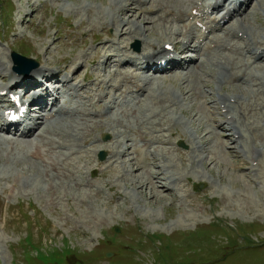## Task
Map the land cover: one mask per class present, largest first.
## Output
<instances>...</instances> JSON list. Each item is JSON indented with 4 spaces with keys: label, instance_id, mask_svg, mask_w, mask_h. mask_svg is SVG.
<instances>
[{
    "label": "bare ground",
    "instance_id": "1",
    "mask_svg": "<svg viewBox=\"0 0 264 264\" xmlns=\"http://www.w3.org/2000/svg\"><path fill=\"white\" fill-rule=\"evenodd\" d=\"M123 1L126 5L116 6L122 7L116 12L118 16L104 18L107 21L101 26L104 29L111 27L115 31L114 37L108 36L105 42H100L99 46L94 47L91 56L82 44L84 51L75 58L64 62L54 61L55 65H51L53 61L46 60L45 64L33 72L31 77L24 78L13 74L4 75L10 71L9 63L0 50V96L5 91L11 93L14 85L19 84L26 89L25 96L31 98V102L38 104L40 112H44L39 118H30L27 124L21 122L12 124L16 130L15 138L4 135L10 130V123L6 122L5 126H2L0 149L3 145L8 147L4 155L9 160L0 158V162L18 167L16 162L23 159V161H30L33 166H38L43 173L42 179L45 180L48 205L61 206V202L65 199L70 203L69 194L74 193L76 195L73 200L78 204L88 200L95 208H109L115 203L113 200L115 195H120L127 200L117 191L116 183L131 182L133 190L143 197L138 201L142 207L150 205L147 201H143L144 198H148L153 205L163 204L167 200L171 202V205L179 202L180 207H186L190 197L194 196L187 189L190 180L189 167L199 165L194 158L198 153L205 154L204 150L206 152L207 146L214 140L211 137L214 132L217 133V142L222 148L223 144L227 145L231 142L238 145L235 147L236 150L239 147L244 150L246 133L252 135L251 143L257 151L259 147L264 146V134L256 137L258 120H264V98H260L264 93L262 89L264 82H259L256 77H253L256 73H261L264 80V41L262 39L264 33L260 37V31L257 32L255 26L249 22L250 16L260 4L264 3V0L243 1L242 4L247 10L251 8L245 16H242L244 12L234 10V7L238 5L236 0ZM110 8L113 11L116 10ZM89 9L86 10L89 11ZM91 11L92 9L88 12L90 18L97 16ZM127 13L138 14L134 17L147 23L143 26L136 25V29L131 27L132 30L129 28L131 25H128L129 29L124 31L123 24L119 20ZM148 14L152 17H147ZM99 15L103 16V13ZM222 22L229 23L228 27L223 26ZM176 23L182 24V27L170 28ZM252 27L253 30L250 32ZM92 29L94 28L90 25V31ZM161 33L180 35L183 39L181 42H173L171 37L165 34L159 36ZM151 35H157V37L150 39ZM125 36L129 37L128 40L143 38L141 41L144 45V53L140 57L129 53L127 48L125 50L116 47L122 40H127ZM71 40L74 45V38L71 37ZM68 45L65 43L64 48ZM167 46H171L173 51H169ZM45 51H48V47ZM189 51L198 53L199 62L191 61L194 63V69L185 73L182 61L189 56L186 55ZM234 54H246L247 60L240 59ZM136 59L141 61L137 67H156L159 76L154 82L144 78L142 75L144 70L137 67L126 70L121 67L122 61L132 62ZM107 60L112 62L110 67L102 68ZM214 63L218 66L217 69L214 68L215 70ZM88 64L96 67V74L93 73L95 77L90 80L94 81V89L86 88L88 74L82 75L86 73ZM178 71H181L180 75ZM197 71L202 75H210L222 87L224 92L219 98L215 97L217 95L214 92L206 89L208 86ZM65 73H67L66 78L61 79L58 83L60 87L58 90L55 89L56 94L64 97L61 102L54 98V93L50 92L47 86L55 84L54 79L58 74ZM9 78L10 83H8ZM196 78L201 87L195 88ZM168 81L171 82L169 86L172 89L175 88L173 93L170 92V87L167 89L165 86ZM158 85H162V88L157 87ZM197 89L199 92L196 93ZM135 94L140 96L136 97ZM49 96L54 98L53 104L59 106V109L53 113L46 112ZM1 100L2 98L0 99V119L3 108ZM74 101L80 103L73 107ZM100 102L104 103L103 106H99ZM150 108L157 117L151 119L148 116L143 119L141 113ZM172 115L188 117L186 123L179 120L182 133L172 126L174 118ZM197 123L199 124L195 127ZM176 125L179 127L178 124ZM183 125L186 128H183ZM252 128L255 130L249 131ZM209 129L213 130L212 133H206ZM219 131H228L229 136L225 137ZM104 135H110L112 141L102 143L101 137ZM177 138L185 140L193 149L191 158L186 159L183 154L178 153L175 147ZM127 144L131 145L123 150V146ZM148 145L154 147L149 154L147 153ZM226 147L230 150V146ZM16 150H19V154L15 153L14 160L11 156ZM100 151H105L110 157L105 162L106 166L103 162L96 160V154ZM238 153L243 152L236 151L235 156L225 155L228 162L231 161L227 164V168H230L227 173L232 177L234 171H231V164L242 162ZM210 155L211 157L203 155L200 162L207 163L210 160L216 163L213 159L215 153L211 152ZM253 156L250 159L252 164L250 167L246 162H242L247 164L242 171L248 174L254 184H259V174L263 168L260 163H256L257 155ZM210 161L205 169L211 173L217 170L218 165L213 168ZM221 164L227 166L225 161ZM166 165L169 168H166ZM1 168L4 175L0 172V180L14 186H17V183L13 182L14 179L18 176L24 177L23 174H25L24 171H17L15 175L18 174V176L9 181V177L5 175V170L8 168L4 165ZM86 173L101 181L93 182L85 178ZM262 173L264 174V171ZM220 174L222 173H218L215 184L221 186L222 196L225 197L226 191L221 184L223 177L221 182L218 181ZM242 176L238 179L244 181ZM44 180H42L43 183ZM29 181L33 183L32 180ZM106 190L115 194L110 197ZM230 191L229 189L228 192ZM240 193L242 197V192ZM233 194L230 195L232 198ZM157 196L165 198L160 200L161 197ZM101 199H104V202H101ZM190 208L194 210L193 207ZM194 211L197 214L198 210ZM187 213L188 209L185 210V216L181 215V217L186 219ZM240 213L245 214V212ZM87 214L86 212L80 215L75 213L79 223L94 229L96 227L94 223L86 221ZM259 215L255 214V216ZM172 226L174 224H171L169 228L171 229Z\"/></svg>",
    "mask_w": 264,
    "mask_h": 264
},
{
    "label": "rangeland",
    "instance_id": "2",
    "mask_svg": "<svg viewBox=\"0 0 264 264\" xmlns=\"http://www.w3.org/2000/svg\"><path fill=\"white\" fill-rule=\"evenodd\" d=\"M0 3V50L5 60L10 63L11 52L14 50L18 54L40 63L39 68L45 64L46 60L53 61L51 65H55L54 61L64 62L67 59H73L84 49L91 56L94 47L99 46L100 42H105L108 36L114 37L115 31L111 27L106 29L101 27L107 21L104 18L118 16L116 12L122 7L116 6L126 5L123 0L120 2L119 0H0ZM110 7L116 10L113 11ZM87 8H90L89 11L86 10ZM91 9V12L97 15L94 18L89 17L88 12ZM255 10L250 16L249 22L255 26L257 32L260 31V37H262L264 33V3ZM99 13H103V16H100ZM131 15L134 17L138 14L127 13L122 18L119 16L124 31L129 28L130 30L136 29V25L142 24L143 26L144 23H147L142 19L133 18ZM128 21L130 22L126 23ZM83 22L85 24H82ZM89 24L94 28L91 31ZM128 25L131 26L128 28ZM146 26L150 25L146 24ZM252 30L253 27L250 32ZM153 31L155 30L153 29ZM82 34L87 35L83 36ZM163 34L171 37L173 42L182 41L181 36H174L170 33H161L159 36H163ZM71 37L75 40L74 45ZM156 37L157 35H151L150 39ZM124 38L127 40H122L116 47H127L128 51L135 56L143 53V44L140 41L143 38L140 40L136 38L128 40L129 37L126 36ZM262 39L264 41V38ZM65 43L69 44L66 48H64ZM82 44L84 49L81 47ZM137 44H139V50L135 49ZM46 47H48V51H45ZM188 55L194 58L186 57L185 62L197 57L196 52H189ZM238 55L245 59L242 55ZM109 65L110 62H107L106 66L102 68H108ZM122 65L124 66V62ZM130 67L131 64L127 66V68ZM219 67L222 68L220 65ZM214 68L217 69L215 63L213 64ZM95 71L96 67L87 65L86 73H89V76L91 73L93 75ZM10 72H12L11 69ZM86 73L82 75L84 76ZM150 73H152L150 70L146 71V78L152 80L155 77H151ZM198 74L205 80L208 86L206 89L214 92L217 95L216 98L223 94L224 91L219 88L217 81L213 80L210 75H202L200 72ZM256 75L262 77L259 73ZM94 77L95 75L91 80ZM170 83V81L165 83L167 89L171 86ZM94 86V81L87 83L88 89L94 88ZM159 86L162 88V85L157 87ZM194 86L195 88L201 87V84L197 80ZM173 89L175 90V88ZM173 89L170 87L171 93L174 92ZM198 89L195 91L196 93L199 92ZM15 90L16 92L22 91L18 86L15 87ZM157 92H159L158 88ZM237 92L240 91L237 90ZM148 116L151 119L156 117L152 108L141 113L143 119ZM172 117H174L172 126L181 132L179 120L186 123L188 117L186 115H172ZM258 122L256 137L264 134V120H258ZM204 125L207 127V124L204 123ZM254 127L256 128V124ZM183 128L186 126L183 125ZM255 128L249 131H254ZM212 131L209 129L206 133H212ZM219 132L225 137L229 136L228 131ZM211 137L214 140L207 146L206 152L204 150L205 154L198 153L197 158H194V161L199 162V165H195L193 168L188 166L191 184L187 186V189L194 196L190 197L186 207H180L179 202L171 205V202L167 200L163 204L153 205L148 198H144L143 201H147L150 205L142 207L138 201L143 197L133 190L131 182L116 183L117 191L123 194L127 200L121 198L120 195H115L113 197L115 203L109 208H95L88 200L78 204L73 200L76 195L74 193H68L71 197L70 203L64 200L61 202V206H52L47 204L45 180L42 179L43 173L40 172L38 166H33L30 161L20 160V155L19 163L16 162L18 167L0 162L1 174L3 173L2 165L8 168L5 170V175L9 177V181L18 176V174L15 175L17 171H24L28 176L23 174L24 177L15 178L13 182H16L17 186L0 181V264H51L53 261L49 262L46 258V256L49 257V254L40 253L37 259H33L31 257L33 256L32 250H40V247H44L45 251L51 253L56 250L62 251L68 244H70L69 249L73 251L75 257L72 259L74 263L66 264H264V174L262 173L264 171V146L259 147L257 151L249 138L246 141L244 155H241L242 162L257 155V162L261 163L263 170L259 174L262 184L256 185L248 174L242 171L247 167V164L250 167L251 162L247 164L240 161L233 163L231 171H234L235 174L232 172V177L227 173L230 171L227 164L231 161L228 162L225 155H237L238 149L236 150L235 147L238 145L228 142L227 145L223 144L222 148L217 142V133L214 132ZM101 140L103 143H109L112 138L110 135H104ZM175 143L178 153L183 154L186 159L190 158L191 149L185 140L177 138ZM130 145H124L123 149H127ZM226 146H230V150ZM7 148L6 145H3L0 149V158H4L6 161L9 160L4 155ZM211 152L215 153L213 159L216 160V163L209 161L213 168L215 165L218 166H216L217 170L210 173L205 169L209 161L201 163L200 159L203 155L211 157ZM15 153L19 154V150H16L11 156L14 160ZM100 153L101 151L96 154V160L101 163ZM104 153L106 152L104 151ZM238 155L240 156L239 153ZM22 156L26 158L24 155ZM108 159L109 155L106 153V159L103 162L105 166ZM219 161L221 163L225 161L227 166L225 167ZM166 168L169 166L166 165ZM85 172L87 171L85 170ZM219 172L222 174L218 181L221 182L223 177L221 184L226 191L225 197L222 196L221 186L215 184ZM241 175H243L244 181L238 179ZM84 177L93 182L101 181L99 178H92L88 173ZM23 178L32 180L33 183L30 182V185L20 183L19 180ZM74 188L76 189V186ZM61 191L63 192L64 188ZM235 191L238 193L235 194ZM105 192L110 197L115 194L107 190ZM240 192H242V197H240ZM10 193H12L11 196ZM232 194L233 198L230 196ZM247 196L248 198H246ZM157 197H161L160 200L165 198L164 196ZM101 202H104V199H101ZM190 207L198 210L197 214ZM127 208L129 209L127 210ZM186 209H188V213L187 218L184 219L181 215L185 216ZM84 212L88 213L87 223L92 222L96 226L94 229L78 222L77 215ZM240 212H245V214L242 215ZM255 214L260 215L255 216ZM195 215L198 217H193ZM26 221H29V227H27ZM171 224L174 226L170 229ZM27 232H29V237L33 235V240L39 247H32L30 250V246L24 240ZM109 254L110 256H108ZM54 256L66 259L65 255ZM14 258L15 260H13Z\"/></svg>",
    "mask_w": 264,
    "mask_h": 264
},
{
    "label": "water",
    "instance_id": "3",
    "mask_svg": "<svg viewBox=\"0 0 264 264\" xmlns=\"http://www.w3.org/2000/svg\"><path fill=\"white\" fill-rule=\"evenodd\" d=\"M14 60H15V63L17 64V66H25V67H28L30 69L35 68L37 66V64L33 60L26 59V58H23L21 56L14 55Z\"/></svg>",
    "mask_w": 264,
    "mask_h": 264
}]
</instances>
